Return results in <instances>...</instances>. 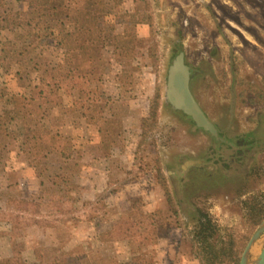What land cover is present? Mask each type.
<instances>
[{
    "label": "rangeland",
    "instance_id": "374dc122",
    "mask_svg": "<svg viewBox=\"0 0 264 264\" xmlns=\"http://www.w3.org/2000/svg\"><path fill=\"white\" fill-rule=\"evenodd\" d=\"M7 1L14 5L15 0ZM73 3L83 7L81 0ZM15 7L28 11L24 4ZM105 15L117 26L133 15L134 21L150 20L149 26L136 27L140 43L131 62L133 85L122 96L114 83L117 70L103 50L93 48L91 58L80 63L82 74L99 78L94 85L99 94L109 97L92 107L112 122L111 135L101 140L93 115L81 110L64 117L46 109L40 122L49 144L48 175L67 179L65 198L77 208L91 207L82 222L68 219L60 229H20L0 221V260L19 254L23 264H38L41 249L62 248L84 249L96 261L105 254L117 264H200L191 241L205 214L216 226V242L232 245L225 264H239L264 220L253 230L246 221L247 204L264 208V0H121L117 8L106 0ZM34 31L33 25L13 33L0 29V41L8 37L21 46ZM180 53L190 72L189 91L221 141L167 100L168 69ZM46 55L52 59L53 52ZM15 71L13 62L0 58V100L7 104L11 96L28 95L31 87H21ZM34 78L32 86H39ZM156 94L157 125L142 142L140 122ZM22 134L0 155V208H14L20 196L33 198L39 190L41 179L18 152ZM189 162L200 163L184 169ZM132 169L137 173L128 177ZM125 179L124 187L115 190L114 183ZM122 219L137 224L126 229L124 240L106 243L111 223ZM141 232L154 235L143 242ZM263 247L264 234L254 244L250 263Z\"/></svg>",
    "mask_w": 264,
    "mask_h": 264
},
{
    "label": "trees",
    "instance_id": "16d2710c",
    "mask_svg": "<svg viewBox=\"0 0 264 264\" xmlns=\"http://www.w3.org/2000/svg\"><path fill=\"white\" fill-rule=\"evenodd\" d=\"M73 1L15 0L14 5H11L7 0H0L2 31L13 33L25 25H33L36 29L25 36L26 41L21 46L13 43L8 37L0 41L1 60L6 63L13 62L16 67L14 77L21 87L27 86L26 83L31 86L28 95L11 96L8 98V104L4 103V98L0 100L5 106L0 108V155L8 153L9 142L17 140L21 130L23 134L19 155L26 166L41 179L35 197L20 196L14 208H0V221L17 224L20 229H60L68 219L82 222L86 218V212L91 205L82 203V206L77 208L72 200L65 198L67 179L59 174L48 175L45 163L49 155V144L42 136L40 122L45 117L46 109L57 110L64 117L81 110L84 116L93 115L94 126L101 140L110 136L112 122L104 117L101 110L94 111L92 107L95 103L108 101L109 97L104 93L99 94V87L94 86L99 78L93 81L91 75L82 74L80 63L91 58L93 48L103 50L109 58L111 69L117 70L114 83L122 96V91L125 93L133 85L131 62L140 43L136 27L150 23V20L146 19L134 21L133 15L129 17L128 22L117 26L106 18V0H81L82 8L76 7ZM134 2L145 4L146 0ZM113 3L117 8L121 5V0H113ZM19 4H24L28 11L17 10L15 5ZM15 38L22 37L15 35ZM49 49L53 52L52 59L46 55ZM34 76H38L39 86H32ZM101 97H104L103 101ZM65 99L69 100L70 104L65 105ZM158 111L159 95L156 94L150 102L147 115L140 122L144 139L142 142H145L146 134L156 127ZM18 123L22 128H17L21 127L17 126ZM134 155L137 158L136 153ZM135 167L134 162L132 168ZM132 170L127 174L128 177L136 175L137 171ZM157 177L165 190L169 206L173 208L170 192L159 170ZM127 179L114 183L117 186L115 190L122 189L128 182ZM247 206L249 212L246 221L253 230L264 219V208L251 203ZM202 217L204 219L199 223L198 231L191 241L192 252L200 264H225V258L232 245L217 243L216 226L205 214ZM136 224L131 220L125 222L124 219L111 223L113 228L111 227V232L105 236L106 243L124 240L126 229ZM139 234L143 242L149 240L151 235L150 232ZM153 235L152 233L151 236ZM91 257L92 254L84 249L65 251L62 248H43L39 251L38 264H117L105 254H101L97 261ZM20 259L21 256L15 254L9 259L0 260V264H23Z\"/></svg>",
    "mask_w": 264,
    "mask_h": 264
},
{
    "label": "water",
    "instance_id": "95a60500",
    "mask_svg": "<svg viewBox=\"0 0 264 264\" xmlns=\"http://www.w3.org/2000/svg\"><path fill=\"white\" fill-rule=\"evenodd\" d=\"M183 55L182 53L179 54V56H177V58L173 61L170 69H169V77H168V86H167V100L171 103V105L181 111L184 115H186L187 117H189L193 123L196 125L197 128L202 129L204 131H207L211 134V136L216 140L219 141V137H218V132L215 128V126L207 119V117L204 115V113L201 111V109L199 108V106L195 103V101L193 100L192 96L189 93V88H188V83H189V69L183 64ZM177 61H180L179 65H182L183 69H185L186 71V77L184 78V80L182 81L183 84L180 85V88L182 89V91L184 92V98L183 97H179L178 95L176 96L177 100L179 101H184L187 99H192L193 100V104L195 106V109H190L188 108L184 103L182 102H178L176 100H174L173 98H170V81H171V77H172V70H173V66L175 65V63ZM175 102L179 103L176 104ZM178 105V106H177ZM221 141V140H220ZM200 162H189L188 165L193 166V165H197ZM187 167V165L185 166V168ZM264 234V220L263 222L260 224V226L257 228V230L255 231V233L253 234V236L251 237L250 241L248 242V244L246 245L242 256L240 258V262L239 264H264V247L261 249L260 253L258 254V256L256 257V259L250 263V259H252L253 257V247L255 242H257L259 240V238Z\"/></svg>",
    "mask_w": 264,
    "mask_h": 264
},
{
    "label": "flooded vegetation",
    "instance_id": "af4514ba",
    "mask_svg": "<svg viewBox=\"0 0 264 264\" xmlns=\"http://www.w3.org/2000/svg\"><path fill=\"white\" fill-rule=\"evenodd\" d=\"M172 65V64H171ZM171 67V66H170ZM170 67H169V69H170ZM169 69H168V75H167V86H168V77H169ZM173 88H174V90L176 89V91H177V94L176 95H178L179 97H183L184 98V92L182 91V89L180 88V85H182L183 84V80H184V78L186 77V74H185V71H184V69H183V67H182V65H181V68L180 69H178L177 68V65L176 66H174V69H173ZM189 81H190V72H189ZM188 88H189V83H188ZM189 93H190V91H189ZM190 95H191V93H190ZM192 96V95H191ZM192 98H193V96H192ZM193 100H194V98H193ZM195 101V100H194ZM169 102V101H168ZM183 102H185V104L187 105V106H189L190 104L189 103H191L190 102V99H187V100H184ZM170 103V102H169ZM195 103H196V101H195ZM197 104V103H196ZM170 105H171V103H170ZM198 105V104H197ZM171 107L175 110V111H177V112H179V113H181V114H183L181 111H179V110H177V109H175L172 105H171ZM189 107H191V106H189ZM200 108V107H199ZM202 111V110H201ZM205 115V114H204ZM193 122V121H192ZM187 166H190V165H188V164H186ZM185 165V166H186ZM184 169H185V167H184Z\"/></svg>",
    "mask_w": 264,
    "mask_h": 264
},
{
    "label": "bare ground",
    "instance_id": "6f19581e",
    "mask_svg": "<svg viewBox=\"0 0 264 264\" xmlns=\"http://www.w3.org/2000/svg\"><path fill=\"white\" fill-rule=\"evenodd\" d=\"M180 64V61H177L176 63H175V65L174 66H176L177 65V68L178 69H180L181 68V65H179ZM174 66H173V69H174ZM184 71H186L185 69H184ZM185 74H186V72H185ZM187 76V75H186ZM173 70H172V77H171V81H170V98H173L174 100H176V101H178V102H182V103H184L185 104V102H183V101H179V100H177V98H176V94H177V91H176V89L174 90V88H173ZM190 102L191 103H189L190 105L189 106H191V107H189V106H187L186 104V106L188 107V108H190V109H195V106H194V102H193V100L190 98ZM176 104H179V103H177V102H175ZM178 106V105H177Z\"/></svg>",
    "mask_w": 264,
    "mask_h": 264
}]
</instances>
